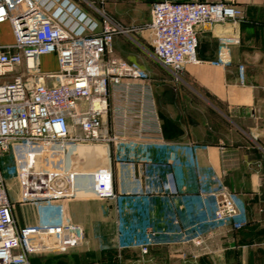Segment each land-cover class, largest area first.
I'll return each mask as SVG.
<instances>
[{
	"label": "crops",
	"instance_id": "1",
	"mask_svg": "<svg viewBox=\"0 0 264 264\" xmlns=\"http://www.w3.org/2000/svg\"><path fill=\"white\" fill-rule=\"evenodd\" d=\"M72 1L82 10L93 1L101 23L103 12L132 28L149 24L160 0ZM175 1H225L243 20L200 25V62L187 64L179 79L165 70L150 80L159 134L128 135L121 146L36 150L32 167L52 175L50 203L63 208L64 225L77 234L49 226L58 209L26 198L21 178H6L17 227L29 235L30 264H264V0ZM221 38L232 41L223 46ZM130 42L116 35L107 58L147 69L148 59H131ZM87 106L81 101V110ZM103 120L109 127L111 116ZM16 147L13 164L21 170ZM103 171L112 173L113 197L96 195ZM222 188L233 193L244 226L214 220Z\"/></svg>",
	"mask_w": 264,
	"mask_h": 264
},
{
	"label": "built area",
	"instance_id": "2",
	"mask_svg": "<svg viewBox=\"0 0 264 264\" xmlns=\"http://www.w3.org/2000/svg\"><path fill=\"white\" fill-rule=\"evenodd\" d=\"M146 26L152 37L158 62L182 73L197 58V28L202 24L243 20V12L226 3L160 0L152 6ZM9 22L15 37L12 44H0V264H30L29 235L20 231L13 214L6 178H21L25 197L53 206L52 175L34 170L31 160L37 149L80 143L122 145L128 135L145 139L157 135L161 125L150 78L135 64L107 58L116 35L130 28L112 19L103 23L91 18L71 0H0V24ZM232 41L221 38V44ZM55 54L56 72H41L40 57ZM46 80H52L51 85ZM81 101L88 106L80 109ZM110 115L108 127L103 117ZM80 128L82 134L72 132ZM15 146L22 152L23 168L7 174L2 160ZM16 147V148H17ZM97 196H115L111 172L98 174ZM214 220L246 224L234 195L227 188L217 194ZM60 219L49 226L68 234L79 229ZM195 243L200 245L201 239ZM147 253L148 247H142Z\"/></svg>",
	"mask_w": 264,
	"mask_h": 264
},
{
	"label": "rangeland",
	"instance_id": "3",
	"mask_svg": "<svg viewBox=\"0 0 264 264\" xmlns=\"http://www.w3.org/2000/svg\"><path fill=\"white\" fill-rule=\"evenodd\" d=\"M72 2H74V1H72ZM97 8H98V5L95 2H93V1L87 2L86 1L84 9L87 12L86 11H84V12H86L88 15H90L91 18H93L94 20L100 22L99 16H97V15H100L96 11ZM101 17L103 19H106V18L111 19L110 17L106 16L103 12L101 13ZM147 25H144L142 27H132V28H130L131 30L128 34H123V35L128 36V39L130 38V40H132V42H130L132 44H130V46H129L130 50L128 51L131 59H134L136 61H142V60L148 59L150 64H149V67L145 70H146L150 80L152 81L155 78H161L160 76H162V74H163V72H165V70H168L170 72H171V70L162 66L158 62L156 57H154L155 55H154V49L152 46V37H151L150 31H148L146 28ZM14 42H15V37H14V33H13V30H12L10 23L7 21L5 23L0 24V44H12ZM107 56H110V54H108ZM58 68H59V62H58V58L55 54L44 55V56L40 57V71L41 72H55L58 70ZM172 73H174V72L172 71ZM174 75L178 79L181 77V73L178 75H176L174 73ZM152 84H153V81H152ZM13 154H14V152L12 150L8 155H6V157L4 159V160H6V163H9V166H7V169L5 171L6 175L16 172V167L13 164V159H14ZM2 162H3V160H2Z\"/></svg>",
	"mask_w": 264,
	"mask_h": 264
}]
</instances>
